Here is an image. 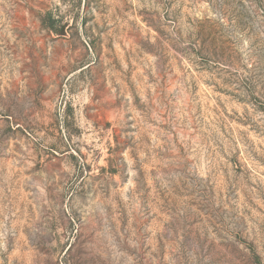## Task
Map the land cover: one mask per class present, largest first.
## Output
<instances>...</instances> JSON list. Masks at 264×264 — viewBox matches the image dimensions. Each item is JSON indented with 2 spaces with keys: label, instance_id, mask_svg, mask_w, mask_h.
Segmentation results:
<instances>
[{
  "label": "rangeland",
  "instance_id": "374dc122",
  "mask_svg": "<svg viewBox=\"0 0 264 264\" xmlns=\"http://www.w3.org/2000/svg\"><path fill=\"white\" fill-rule=\"evenodd\" d=\"M0 264H264V0H0Z\"/></svg>",
  "mask_w": 264,
  "mask_h": 264
}]
</instances>
